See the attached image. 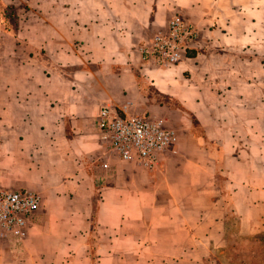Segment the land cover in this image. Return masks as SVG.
<instances>
[{
	"label": "crops",
	"instance_id": "obj_1",
	"mask_svg": "<svg viewBox=\"0 0 264 264\" xmlns=\"http://www.w3.org/2000/svg\"><path fill=\"white\" fill-rule=\"evenodd\" d=\"M20 4L0 13V173L42 200L0 264H215L228 206L244 231L264 205V0H0ZM174 12L195 47L143 61ZM127 101L176 131L152 169L96 129L99 106Z\"/></svg>",
	"mask_w": 264,
	"mask_h": 264
},
{
	"label": "built area",
	"instance_id": "obj_2",
	"mask_svg": "<svg viewBox=\"0 0 264 264\" xmlns=\"http://www.w3.org/2000/svg\"><path fill=\"white\" fill-rule=\"evenodd\" d=\"M197 26L180 12L140 46L143 61L157 67L179 63L199 40ZM96 129L107 148L123 161H137L152 169L177 142L176 131L163 119L130 112L129 102L99 106L94 115ZM39 192L3 185L0 173V239L20 240L41 206Z\"/></svg>",
	"mask_w": 264,
	"mask_h": 264
},
{
	"label": "rangeland",
	"instance_id": "obj_3",
	"mask_svg": "<svg viewBox=\"0 0 264 264\" xmlns=\"http://www.w3.org/2000/svg\"><path fill=\"white\" fill-rule=\"evenodd\" d=\"M22 6H23V4H20V5H17V8H16L15 5H6L4 7H0V13L5 15V16H9V17L12 16V18H11V20H12L11 24H12V23L15 22V19H13V17L15 18V14H16L15 13V9H17L18 13H19L20 11L23 10ZM198 30H199V28H198ZM199 34H200V31H199ZM260 45H261L260 49L263 48L262 49L263 53H261V55H260V60H261V63H263V66H264V42L262 44H260ZM163 68H167V67H163ZM262 72L264 73V71H262ZM261 95H264V92ZM261 98H263V99H261V103L259 104V107L264 110V97L261 96ZM127 102H129V101H127ZM133 105H134L133 103L129 102L130 112L131 113H134V111L132 110L134 108ZM261 142H262L261 151H264V139H261ZM4 176H6L7 178H5ZM2 177L4 179L3 181H5V183H6V184H3L4 186L15 188L14 184L13 185H7V183L9 182L8 181L9 178H8V176L6 174L3 173ZM246 210H249V209L246 208ZM246 212H248V211H246ZM253 212L255 214L258 213V214L261 215L260 219L257 220L259 222L255 223L253 225H248L247 230H244L246 232L241 231L240 230L239 217H238V215L236 213H234L233 209L231 208V204H230L228 206L226 220H225V223H226L225 237L234 238V239L236 238L237 239L239 237L242 238V237L254 234V233H258V232L264 231V205L256 206V209ZM220 250L221 249H217V248L214 249V257L221 254V252H219ZM215 261H216V257H215Z\"/></svg>",
	"mask_w": 264,
	"mask_h": 264
},
{
	"label": "trees",
	"instance_id": "obj_4",
	"mask_svg": "<svg viewBox=\"0 0 264 264\" xmlns=\"http://www.w3.org/2000/svg\"><path fill=\"white\" fill-rule=\"evenodd\" d=\"M216 264H264V231L245 237H225Z\"/></svg>",
	"mask_w": 264,
	"mask_h": 264
}]
</instances>
